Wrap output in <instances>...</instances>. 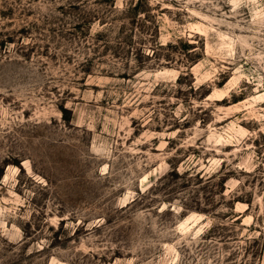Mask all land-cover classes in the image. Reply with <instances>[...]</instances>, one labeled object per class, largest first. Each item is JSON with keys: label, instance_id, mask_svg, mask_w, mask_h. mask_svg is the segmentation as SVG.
<instances>
[{"label": "rangeland", "instance_id": "obj_1", "mask_svg": "<svg viewBox=\"0 0 264 264\" xmlns=\"http://www.w3.org/2000/svg\"><path fill=\"white\" fill-rule=\"evenodd\" d=\"M264 0H0V264H259Z\"/></svg>", "mask_w": 264, "mask_h": 264}, {"label": "crops", "instance_id": "obj_2", "mask_svg": "<svg viewBox=\"0 0 264 264\" xmlns=\"http://www.w3.org/2000/svg\"><path fill=\"white\" fill-rule=\"evenodd\" d=\"M259 264H264V242H263L262 251L260 254V258H259Z\"/></svg>", "mask_w": 264, "mask_h": 264}]
</instances>
